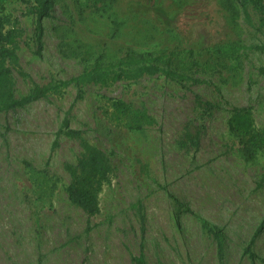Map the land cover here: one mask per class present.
Returning <instances> with one entry per match:
<instances>
[{
    "label": "rangeland",
    "instance_id": "374dc122",
    "mask_svg": "<svg viewBox=\"0 0 264 264\" xmlns=\"http://www.w3.org/2000/svg\"><path fill=\"white\" fill-rule=\"evenodd\" d=\"M50 1L39 37L26 0H0L1 14L23 29L16 99L33 84L54 86L128 51L169 70L185 65L186 78L144 75L82 88L70 128L115 169L89 219L66 194L65 165L82 148L57 137L76 89L1 113L0 264H132L140 251L147 264H264V228L250 242L264 219V147L247 159L228 126L233 108H248L264 136V52L252 49L264 45L260 10L249 5L246 17L239 0ZM196 95L214 105L211 116L196 107ZM113 101L145 109L157 124L128 129ZM191 121L199 145L187 149ZM204 222L221 232L222 259Z\"/></svg>",
    "mask_w": 264,
    "mask_h": 264
},
{
    "label": "trees",
    "instance_id": "16d2710c",
    "mask_svg": "<svg viewBox=\"0 0 264 264\" xmlns=\"http://www.w3.org/2000/svg\"><path fill=\"white\" fill-rule=\"evenodd\" d=\"M29 3L25 15L36 16V29L39 37L43 32L42 20L50 16L51 1L50 0H26ZM251 5L260 10L264 18V0H239V6L247 17V7ZM235 21L236 16L233 17ZM18 18H10L0 12V114L15 107L24 106L28 103L45 98L48 93L59 94L62 89L73 86L76 89V95L66 116L63 118L57 137L60 135L67 136L79 142L82 153L74 164L67 163L65 171L69 176V183L66 187V194L69 202L79 208L87 218H91L99 211L98 194L101 187L109 183L114 176L115 169L108 155L101 149L89 145L78 130H73L69 125V114L73 105L81 98L82 88L88 85H102L116 83L126 79H138L141 76H155L164 74L168 77L185 79V75L179 71L184 66L176 64L172 70L165 69L156 64L159 59H154L142 53L128 51L125 55L114 62L103 64L100 60L84 70L79 75L62 81L54 86H40L33 84L29 94L21 99L14 96V77L13 72L16 71L20 76H25L24 71L19 64L18 46L22 35ZM256 51L264 52V45L252 48ZM192 66L194 63H191ZM168 66V65H167ZM181 66V67H180ZM191 69V66H189ZM196 84L201 83L199 79H195ZM196 107L202 109L204 116H211L214 105L207 101H202L199 96L194 97ZM113 115L116 119L125 121L128 129L139 130L143 126L156 125V120L149 115L145 109H132L129 105L122 101H113L111 104ZM193 121L188 122L184 126V134L188 147H198L199 131L192 132ZM229 130L237 137L241 146V150L247 159H252L257 152L264 147V136L257 130L253 124V118L248 108H233L228 122ZM58 146L56 140L53 149ZM206 232L210 234L217 246V252L220 259L223 258V247L221 242L220 230L210 227L207 222L203 223ZM264 228V219L257 227L251 237V243L260 234ZM132 264H147L143 251L139 255L130 257Z\"/></svg>",
    "mask_w": 264,
    "mask_h": 264
}]
</instances>
